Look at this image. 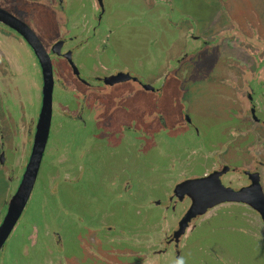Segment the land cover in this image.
I'll list each match as a JSON object with an SVG mask.
<instances>
[{
  "label": "flooded vegetation",
  "instance_id": "flooded-vegetation-1",
  "mask_svg": "<svg viewBox=\"0 0 264 264\" xmlns=\"http://www.w3.org/2000/svg\"><path fill=\"white\" fill-rule=\"evenodd\" d=\"M263 96L264 0H0V223L42 144L15 264H264Z\"/></svg>",
  "mask_w": 264,
  "mask_h": 264
},
{
  "label": "rangeland",
  "instance_id": "rangeland-1",
  "mask_svg": "<svg viewBox=\"0 0 264 264\" xmlns=\"http://www.w3.org/2000/svg\"><path fill=\"white\" fill-rule=\"evenodd\" d=\"M130 25L131 24H129V26ZM145 27H147L146 24H145ZM145 37L143 38L144 40L143 48L145 51H147V49L154 50V56H152V58H154L155 66H159L161 62L163 61V57L165 55L159 49L163 48L165 39L161 38V42L159 41V43L155 44L157 41H154V43L145 42L146 40ZM221 84L225 85L224 82H222ZM215 93L207 92V94L205 95L206 100H207V102L206 101L205 102L206 104L211 103L209 105L211 107L203 106V113H200L197 115L195 113H192V119L196 122V126L199 128L200 133L203 135L205 139L210 136H216L219 133V131L222 130L221 127L230 126L229 125L230 122L228 120L223 119V117H226V114L224 113L225 111L227 112L228 115L230 113L225 108V106L223 107V105L219 103V98H218L219 95H216ZM262 106H264V96H263ZM0 127L2 129H6V124L2 122ZM5 140L8 141L5 136L3 138H1L0 136V151L2 149L1 147L2 143L5 142ZM16 180L17 178L14 177L13 182L15 183ZM8 184H9L8 180L6 179V177L3 176L2 171L0 170V209H2V214L5 209L4 203L9 197L10 191L12 190V189H8ZM40 185L42 186L41 182H38L37 187L39 188ZM38 197H39V191L38 192L35 191L33 193L30 204L28 206L27 213L25 215L31 216L35 213ZM220 230L221 229H219L218 231ZM227 237L229 238L230 236H227ZM16 239H17V234L10 233L7 239L5 240L3 250L0 252V264H15V257L13 253V243H15ZM18 239H22V238L18 237ZM229 239H231V241L235 243V240H234L235 238L233 236L230 237ZM252 243L253 242H251V239H249L248 236H245L243 238L242 245H241L242 251H247V252L254 251L255 248Z\"/></svg>",
  "mask_w": 264,
  "mask_h": 264
},
{
  "label": "water",
  "instance_id": "water-1",
  "mask_svg": "<svg viewBox=\"0 0 264 264\" xmlns=\"http://www.w3.org/2000/svg\"><path fill=\"white\" fill-rule=\"evenodd\" d=\"M38 132L40 137L43 134L42 130L39 129ZM41 147L42 144L40 146L37 145L35 147L34 151L36 152V154L33 156V159L28 164L27 169L24 172L22 182L18 187V190L9 199L7 212L5 213L0 223V249L2 247V244L5 242V240L11 233L14 224L18 218V215L20 214L21 209L25 205L26 199L30 194L36 176Z\"/></svg>",
  "mask_w": 264,
  "mask_h": 264
},
{
  "label": "clouds",
  "instance_id": "clouds-1",
  "mask_svg": "<svg viewBox=\"0 0 264 264\" xmlns=\"http://www.w3.org/2000/svg\"><path fill=\"white\" fill-rule=\"evenodd\" d=\"M178 264H184L183 260L181 259Z\"/></svg>",
  "mask_w": 264,
  "mask_h": 264
}]
</instances>
